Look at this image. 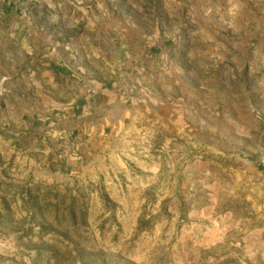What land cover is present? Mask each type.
<instances>
[{
    "label": "rangeland",
    "instance_id": "obj_1",
    "mask_svg": "<svg viewBox=\"0 0 264 264\" xmlns=\"http://www.w3.org/2000/svg\"><path fill=\"white\" fill-rule=\"evenodd\" d=\"M48 58L79 87L0 126V264H264V0H0V118Z\"/></svg>",
    "mask_w": 264,
    "mask_h": 264
},
{
    "label": "crops",
    "instance_id": "obj_2",
    "mask_svg": "<svg viewBox=\"0 0 264 264\" xmlns=\"http://www.w3.org/2000/svg\"><path fill=\"white\" fill-rule=\"evenodd\" d=\"M41 64L35 67L31 80L24 79L19 83L22 95L8 103L13 106L12 115L2 112L0 126L4 132H13L10 127L13 121L19 126L16 131L23 136L33 130L36 122L48 120L50 124L54 118L53 110L58 102L66 104L76 93L79 85L70 78L69 68L66 65L58 66L51 58ZM70 107L68 115L72 116L79 109V105L71 104ZM0 108H2L1 104ZM82 111L83 106H81Z\"/></svg>",
    "mask_w": 264,
    "mask_h": 264
}]
</instances>
